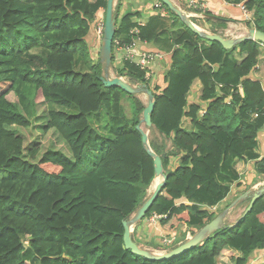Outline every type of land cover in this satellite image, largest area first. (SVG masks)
I'll use <instances>...</instances> for the list:
<instances>
[{"label": "trees", "instance_id": "1", "mask_svg": "<svg viewBox=\"0 0 264 264\" xmlns=\"http://www.w3.org/2000/svg\"><path fill=\"white\" fill-rule=\"evenodd\" d=\"M121 1L114 8L112 62L115 43L132 42L129 32L141 18L138 11L122 13ZM221 1L244 5L251 15L246 29L264 33V0ZM157 3L136 37L153 44L170 33L164 75L155 81L129 61L113 69L155 99L149 146L165 153L167 179L140 224L159 215L158 235L173 241L158 240L162 247L153 248L170 250L185 242L183 226L194 234L228 207L217 208L235 185L242 194L250 175L264 181V44L249 40L226 50ZM105 10L106 0H0V264H249L264 250V194L239 223L176 258L152 261L125 249L123 222L149 196L154 164L135 129L145 104L106 88L99 54L94 61L91 52ZM202 16L219 30L229 22L208 11ZM76 60L89 71H77ZM36 92L57 107L44 130L57 132L70 156L47 150L36 160L38 145L25 156L22 138L8 128L31 126ZM11 93L17 104L8 101ZM125 98L131 118L123 112ZM93 114L106 122L101 130L89 120ZM238 163L248 170L243 178ZM138 226L131 236L142 247Z\"/></svg>", "mask_w": 264, "mask_h": 264}, {"label": "water", "instance_id": "2", "mask_svg": "<svg viewBox=\"0 0 264 264\" xmlns=\"http://www.w3.org/2000/svg\"><path fill=\"white\" fill-rule=\"evenodd\" d=\"M117 0H106V10L103 23V33L102 40L99 50V59L102 69V76L100 80L106 88L118 87L125 93L133 96L145 95L147 97V103L143 109L140 120L136 125L135 129L140 133L142 139V145L146 153L152 158L154 164V179L159 180L151 191H149V196L145 199L143 203L135 210L134 214L127 220L123 222L124 234L123 243L126 250H130L134 255L143 257L147 260L152 261H162L170 260L176 258L189 250L194 249L196 246L201 244L204 240L211 237L214 233L225 227H232L239 223L245 218V216L251 211L255 201L259 199L262 194H264V185L259 189H248L242 195L237 197L228 207H226L221 213H219L214 219L209 223L205 224L197 232H195L191 237L187 238L185 242L179 244L176 248L167 250L164 253H154L147 249L138 246L132 240V231L135 225L144 219L146 212L149 210L155 199L157 198L162 186L165 184L167 175L164 173L162 160L165 157V153L161 155L155 154L149 146V134L148 131L153 128L151 115L155 107V99L152 92L145 86H134L131 85L123 77H111L110 67L112 64V43L115 36V17L114 8ZM168 9L174 13L181 23L189 29L194 34L198 35L205 41L217 42L226 50L241 44L244 41H255L264 44V33L255 29H247L243 36L236 38H226L219 33L206 32L205 30L199 28L191 20L190 16L179 7H177L171 0H160ZM210 18L219 19L214 16ZM178 151V150H177ZM152 184L150 188H152ZM250 199L249 204L243 211V214L239 217L234 225L225 224V219L227 215L236 208L240 203Z\"/></svg>", "mask_w": 264, "mask_h": 264}, {"label": "rangeland", "instance_id": "3", "mask_svg": "<svg viewBox=\"0 0 264 264\" xmlns=\"http://www.w3.org/2000/svg\"><path fill=\"white\" fill-rule=\"evenodd\" d=\"M125 1L127 2L128 0H125ZM128 3L129 4L133 3L134 7H131V8L133 10H137V8H138L139 11L142 12V16H144V18L145 17L148 18L151 15L150 14L151 10L153 11V9H150V7H146V6L155 5L154 7H156V5L158 4L157 0H129ZM179 6L182 7L181 4ZM185 9H186V7H185ZM209 12H211V11H209ZM187 14L190 16L191 13L188 12ZM191 18H193V17H191ZM201 19H203V18H201ZM244 21H246V20H244V18H243L242 22H240V23L244 24ZM248 21H251V17H250V20H248ZM233 22L234 21H229V22H227V24H231ZM234 24H236V27H240L237 24V22H234ZM241 26H242L241 27L242 29H237V28H235L232 25L230 26V30H228V31H225L226 28L222 29L221 31L224 32V33L221 34V35H223L226 38H236V37H239V36H243L246 33L247 29L243 25H241ZM232 27H233V29H231ZM240 34H242V35H240ZM166 35H167V33H166ZM166 35L162 36L161 39H162L163 42L168 43V41L166 40L167 39ZM101 40H102V37L98 36L97 34H94V32L92 33V36H91V39H90V43L92 44L91 52H92L94 61L97 60V56H98L99 50H100ZM141 50H144V48L141 49ZM144 51H148V52H151V53H159V52H156V51H150V50H146V49ZM113 54H114V57H115V52ZM162 56H163V62H164L165 61V58H164L165 55H162ZM122 57L124 58V57H128V56L126 54H124V55H122ZM155 62L150 67V69L152 71V77L151 78H155L156 77V75L154 76V74H155L154 70H156V68L159 67L160 65L162 66V68L165 69V66L163 65L162 61H160V62H162V64H160V62H156V63ZM119 64L120 63L116 62V60L114 59V61L111 64V67H110V75H111V77L112 76L116 77L113 68L116 67ZM75 69L77 71H79V72H87V71H89L88 67L86 65L82 64L79 60H76ZM138 98L140 100H142L143 103L146 105L147 97L145 95H140V96H138ZM7 99L11 103H14V104L18 103L16 97L12 93L7 97ZM189 99L192 100L194 98L191 96ZM122 105H123V112H124L125 116L131 118L133 114H132V110H131L132 106H131L130 100H128L126 98L123 99L122 100ZM54 109H57V107L52 106V105H50L48 103H45L43 101L40 93L36 92L35 93V98H34V110H35V113H34V116H33L32 120H31V126H29L28 128H21V127H17V126H14V125L11 126V127H8L9 129L15 130L16 133L18 134V136H20L22 138L23 146H24V155L25 156H27V154H26L27 151L29 149H31L33 146H35V145H38V148H39V152L37 154L36 160H38V158H40L42 156V154L45 151H47V150L60 151V152H62L64 154L70 156L68 148H67L65 142L63 141V139L60 137V135L57 132L53 131V130H44V127L46 126V122H47V113L50 110H54ZM95 116H96L95 114L91 115L89 117V120H92L94 125H97V129L101 130V128H103L104 125H106V122L101 119L100 115H97L96 117ZM149 131H148V134H149ZM263 134H264V132H263ZM169 145H170V143H168V146ZM172 160H174V159H172ZM153 185L154 184H152V188H150L148 190V193H149V191H151L153 189V187H154ZM228 200H230V198ZM219 206L220 205H218L217 208ZM239 206H240V208H238V210L241 211V209H243L242 206H244V205H239ZM239 206H237V207H239ZM238 210H236V212ZM140 222H139V226L137 227L138 233L140 234V232L143 229V227L145 229V233H143V232L141 233L142 238L140 237L143 240V241L140 240V242H142L141 243L142 244V248L147 249L149 251L154 250L153 251L154 253H164V252H166L167 250H157V249L153 248V245L161 246L159 244L158 240L163 241L164 239H166V238H164V236L158 235L159 227L157 226V224L156 223L150 224V223L147 222V220H145L144 221V223H145L144 225L145 226H143V224L140 225ZM181 229L184 230V231H182V234L185 236L186 239H187V234L188 233L191 236L193 235L192 232L189 229H187L186 227L183 226ZM163 235H165V234H163ZM228 264H232V261L228 262Z\"/></svg>", "mask_w": 264, "mask_h": 264}, {"label": "crops", "instance_id": "4", "mask_svg": "<svg viewBox=\"0 0 264 264\" xmlns=\"http://www.w3.org/2000/svg\"><path fill=\"white\" fill-rule=\"evenodd\" d=\"M93 1V0H91ZM176 6L180 7V9H182L183 11L185 12H190V17H193L195 18V20H197V24L200 28L204 29L205 31L207 32H211L210 30L214 29L216 30L217 33L219 34H223L224 32H222L221 30H219L218 28H214L213 25L211 24H208L206 22L203 21V19L197 17V16H194V14H201L199 12H196V11H192V9L189 7L188 5V1L187 0H171ZM202 5L205 7V10L206 11H211V13L213 15H215L217 18H223V19H227L229 21H236L237 24L240 26V27H236V24L231 23V24H227L226 23V30L225 31H228L230 30V26H234L235 28L237 29H242L241 25L244 26V24L240 23L242 22L243 20V16H242V13L240 11V8L238 5L234 6V5H231V4H227L221 0H200ZM122 13L123 12H135V11H138L140 12V15H141V18L140 19H137V21H142V22H145V20L147 19L146 17L144 18V16H142V12L139 11V9L137 8V10H133L131 7H134V4H129V0L126 2L125 0H122ZM182 5L179 6V5ZM155 5L153 6H146V7H150V9H153ZM158 6V4L156 5ZM186 7V9H185ZM150 14H153V11L151 10ZM234 24V25H233ZM245 27V26H244ZM233 29V27L231 28ZM173 30H176L175 28ZM167 33V35H166ZM167 37V39H169L171 41V37H170V34L169 32H165L163 33L161 36H160V39L158 41H155L153 44H147V43H144V42H141L138 46L139 49H143L144 50H150V51H156V52H159V53H163V55H165V52H169L171 49H172V46L169 45L168 43H165L162 41L161 37L162 36H165ZM242 35V34H240ZM166 57L167 54L165 55ZM169 60V59H168ZM168 60L166 59V61L168 62ZM160 64H162V62H160ZM169 64V63H168ZM164 65V63H163ZM165 66V65H164ZM168 68V66H167ZM261 70H262V73L261 74V77L264 78V61H263V64H262V67H261ZM166 71V67L165 69L162 68V66L160 65L159 67L156 68V70H154V76L156 75V77L154 78L155 81L159 78V77H162L164 75ZM262 134L259 136L260 137V147H261V155H264V134H263V131L261 132ZM236 169L237 171L239 172V174L241 175L242 173L245 172V166L242 164V163H238L236 165ZM248 171V170H247ZM247 171L243 174V175H246ZM243 175L242 178H243ZM249 175V174H248ZM256 176L255 175H250V179H244L241 183V185L243 186H250L249 189H259L260 187H262L264 185V181L263 180H259V179H256ZM242 186H234L231 190V193L230 195L228 196V198L220 204V206L218 207V209H221L223 208L224 206H226L227 204L230 205V203H232L238 196L242 195V194H239L240 193V188ZM236 197V198H235ZM230 198V200H228ZM239 206V205H238ZM239 207H236L234 208L226 217L225 219V224L227 225H234L237 220L239 219V217L243 214V211L245 210V206H242L243 209L238 210ZM236 210H238L236 212ZM148 222V221H147ZM143 224V226H145L144 224V221L141 223ZM140 224V225H141ZM184 231V230H182ZM140 232V231H139ZM145 233V229L143 227V229L141 230L140 234L141 233ZM142 237V236H141ZM152 252L154 250H151ZM263 254H264V250L263 251H257L253 254L252 258H251V261L249 264H263L262 263V257H263ZM253 259V260H252ZM221 261H223L222 259L219 260L218 264H224L222 263ZM226 262V261H225Z\"/></svg>", "mask_w": 264, "mask_h": 264}, {"label": "built area", "instance_id": "5", "mask_svg": "<svg viewBox=\"0 0 264 264\" xmlns=\"http://www.w3.org/2000/svg\"><path fill=\"white\" fill-rule=\"evenodd\" d=\"M189 7L192 9V11H196L199 13L206 12L205 7L202 5L200 0H187ZM240 8V11L242 13V16L244 20L248 21L250 20V13L247 11L244 7V5L240 4L238 5ZM201 14H194V16H197L199 18H203ZM143 25L142 21H137L136 27L132 28L129 32V34L132 37H135V39L132 40L130 43H119L118 41L115 43L114 46V52H115V60L118 63L124 62V61H130L132 63H135L137 66L140 67V69H145L148 71L146 74V77L152 76V71L150 67L154 64V62H160L163 60V54L161 53H151L148 51H144L138 48L141 41L136 36L139 33V27ZM103 33V24L97 29L96 34L98 36H102ZM126 54L128 57H122V55ZM155 62V63H156ZM262 131L264 132V125L262 127ZM160 219L159 215H153L151 216L147 221L150 224H154L157 222V220ZM191 237V235L188 233L187 238ZM173 239H164L163 242L166 245H170L172 243ZM262 263L264 264V254L262 257Z\"/></svg>", "mask_w": 264, "mask_h": 264}, {"label": "bare ground", "instance_id": "6", "mask_svg": "<svg viewBox=\"0 0 264 264\" xmlns=\"http://www.w3.org/2000/svg\"><path fill=\"white\" fill-rule=\"evenodd\" d=\"M158 181H159V180H155V181L153 182V184L155 185L156 183H158ZM154 185H153V186H154Z\"/></svg>", "mask_w": 264, "mask_h": 264}]
</instances>
